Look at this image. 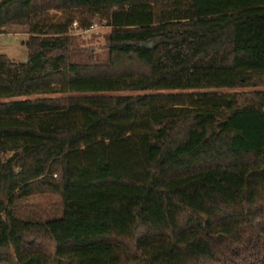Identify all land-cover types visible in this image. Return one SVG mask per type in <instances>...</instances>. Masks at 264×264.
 <instances>
[{
  "label": "trees",
  "instance_id": "16d2710c",
  "mask_svg": "<svg viewBox=\"0 0 264 264\" xmlns=\"http://www.w3.org/2000/svg\"><path fill=\"white\" fill-rule=\"evenodd\" d=\"M96 19L106 59L70 33ZM10 26L0 264H264V0H0Z\"/></svg>",
  "mask_w": 264,
  "mask_h": 264
},
{
  "label": "rangeland",
  "instance_id": "374dc122",
  "mask_svg": "<svg viewBox=\"0 0 264 264\" xmlns=\"http://www.w3.org/2000/svg\"><path fill=\"white\" fill-rule=\"evenodd\" d=\"M72 35L79 37V45L82 48H94L102 59L107 58L106 36L110 32V27L106 21L98 19L92 20L88 29H78V23L73 25ZM27 28L22 26H10L5 29V33L0 35V55L7 56L16 62H26L28 59V49L26 42L29 39ZM253 89H248L251 91ZM257 90L264 91V83ZM57 198L52 195H42L35 197L31 203L37 204L42 208H50L52 204L57 203Z\"/></svg>",
  "mask_w": 264,
  "mask_h": 264
},
{
  "label": "built area",
  "instance_id": "2783aa9c",
  "mask_svg": "<svg viewBox=\"0 0 264 264\" xmlns=\"http://www.w3.org/2000/svg\"><path fill=\"white\" fill-rule=\"evenodd\" d=\"M77 23H75L74 25H76Z\"/></svg>",
  "mask_w": 264,
  "mask_h": 264
}]
</instances>
